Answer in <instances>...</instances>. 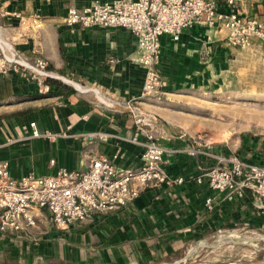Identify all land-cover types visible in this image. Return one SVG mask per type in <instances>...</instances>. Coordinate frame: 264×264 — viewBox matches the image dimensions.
<instances>
[{"label":"crops","instance_id":"obj_1","mask_svg":"<svg viewBox=\"0 0 264 264\" xmlns=\"http://www.w3.org/2000/svg\"><path fill=\"white\" fill-rule=\"evenodd\" d=\"M117 1L0 0V38L29 59H47L50 69L62 76L50 80L48 93L39 92L37 82L27 73L11 70L0 76V160L9 162L12 176L27 171L48 175L60 167L83 172L92 157L113 158L116 152L120 153L113 158L117 167L139 166L143 147L128 139L137 131L131 114L124 107L115 110L103 105L99 97L135 100L155 113L161 126L160 141L167 148L188 143L187 119L176 113L172 103L142 97L145 69L139 62L138 40L130 29L66 23L70 7ZM259 8L256 15L264 20ZM14 11H20L22 17L15 16ZM34 15L40 17L39 27L32 22ZM225 31L197 24L183 29L179 40L162 36L160 71L166 98L171 99L174 90L190 78H197L204 67V55L220 54V39L228 34ZM31 121L41 130L65 132L67 136L32 138ZM94 131L109 136H79ZM165 158L173 173L186 177L184 183L144 189L127 206L64 230L54 226L47 208L35 209L36 225L24 226L17 233L0 232V254H19L33 264L56 260L67 264H131L177 252L221 228L264 226L262 200L250 191L243 198L230 199L206 182L194 180L203 158L173 153H166ZM253 161L264 162L258 158ZM208 197L213 198L212 207L206 204Z\"/></svg>","mask_w":264,"mask_h":264},{"label":"built area","instance_id":"obj_2","mask_svg":"<svg viewBox=\"0 0 264 264\" xmlns=\"http://www.w3.org/2000/svg\"><path fill=\"white\" fill-rule=\"evenodd\" d=\"M247 0H118L115 3L95 2L82 8L70 7L66 14L69 26L126 27L138 40L139 62L145 69L142 97L163 101V79L160 71L162 36L179 40L183 29L203 24L210 28L228 30L230 42L245 45L250 34L259 35L264 43V25L258 18H248ZM261 1V0H255ZM264 1V0H262ZM3 11L0 9V13ZM22 17L20 11H14ZM23 22H26L23 19ZM32 22L40 26V17ZM29 74L38 84L39 92L51 91L52 79L62 76L50 69L45 58L29 59L13 44L0 38V76L9 71ZM69 81H72L69 79ZM97 95L99 91L95 90ZM99 101L112 109L121 107L131 114L136 134L130 141L143 147L141 163L137 167H117L113 158L92 157L89 168L83 172L60 167L53 174L36 175L33 171L14 177L9 162L0 160V232L17 233L24 226L36 225L35 209L47 208L54 226L68 229L72 224L93 220L97 215L127 206L144 189L169 188L185 182L186 177L173 173L166 153L191 158H203L194 180L227 195L243 198L247 191L262 200L264 209V162L239 156L228 149L217 148L201 135L190 136L186 145L167 148L159 138L160 121L157 115L145 110L135 100L126 102L108 97ZM31 137L55 139L67 136L65 132L41 130L30 122ZM143 135L144 139H140ZM84 139H106L103 131L80 133ZM1 145V144H0ZM52 164L55 160L51 161ZM213 198L206 204L212 207Z\"/></svg>","mask_w":264,"mask_h":264},{"label":"rangeland","instance_id":"obj_3","mask_svg":"<svg viewBox=\"0 0 264 264\" xmlns=\"http://www.w3.org/2000/svg\"><path fill=\"white\" fill-rule=\"evenodd\" d=\"M245 8L247 19L258 18V8L264 14V1L247 0ZM260 21L264 25V20ZM220 42L223 45L220 43L219 55H204V67L196 74L197 78H190L186 84L175 89L171 99L164 94L163 101L172 103L176 113L187 119L184 127L188 135H201L219 149L264 161L263 38L250 34L245 45H236L226 34ZM229 231L243 237L257 236L258 239L230 242L237 239L225 236L222 240L229 241L213 243L218 235ZM263 236L264 226L221 228L195 239L177 252L131 264H174L184 258L188 249L196 243L199 248L182 264H264ZM9 254H0V264H33L25 261L24 257L20 258L19 254ZM46 264L67 262L56 260Z\"/></svg>","mask_w":264,"mask_h":264},{"label":"bare ground","instance_id":"obj_4","mask_svg":"<svg viewBox=\"0 0 264 264\" xmlns=\"http://www.w3.org/2000/svg\"><path fill=\"white\" fill-rule=\"evenodd\" d=\"M225 236H231V237H233V238H235V239H237V240H239L240 242H247V241H249V239L251 240V239H258V237L257 236H246V237H243V236H240V235H238V234H234V233H232V232H227V233H222V234H220V235H218V237L216 238V241H218V240H221V241H229V240H226V239H224V240H222ZM259 236V235H258ZM264 237V236H263ZM201 242V241H200ZM202 243L203 244H208V243H205L204 241H202Z\"/></svg>","mask_w":264,"mask_h":264},{"label":"water","instance_id":"obj_5","mask_svg":"<svg viewBox=\"0 0 264 264\" xmlns=\"http://www.w3.org/2000/svg\"><path fill=\"white\" fill-rule=\"evenodd\" d=\"M223 242H226V241H221V240H218V241H214L213 243L214 244H218V243H223ZM230 242H239V240H233V241H230ZM200 245H198L197 243L192 246L190 249H188V251L186 252L184 258L178 260L177 262H175L174 264H182L183 261L188 258L195 250H197L199 248Z\"/></svg>","mask_w":264,"mask_h":264},{"label":"trees","instance_id":"obj_6","mask_svg":"<svg viewBox=\"0 0 264 264\" xmlns=\"http://www.w3.org/2000/svg\"><path fill=\"white\" fill-rule=\"evenodd\" d=\"M2 119H3V116H0V127L2 125ZM247 194H249V191H247Z\"/></svg>","mask_w":264,"mask_h":264}]
</instances>
